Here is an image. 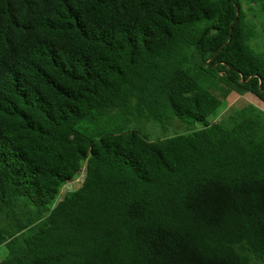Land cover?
Returning <instances> with one entry per match:
<instances>
[{"label":"trees","instance_id":"trees-1","mask_svg":"<svg viewBox=\"0 0 264 264\" xmlns=\"http://www.w3.org/2000/svg\"><path fill=\"white\" fill-rule=\"evenodd\" d=\"M244 5L0 0V264H264V126L208 120L211 80L264 105Z\"/></svg>","mask_w":264,"mask_h":264},{"label":"rangeland","instance_id":"rangeland-1","mask_svg":"<svg viewBox=\"0 0 264 264\" xmlns=\"http://www.w3.org/2000/svg\"><path fill=\"white\" fill-rule=\"evenodd\" d=\"M244 10L248 19L252 20L256 32L257 38L253 41L252 47L256 51H262L264 49V29L259 22L258 7L251 5H244ZM216 81L211 80L207 83L208 87L211 84L210 91L221 101L219 110L213 114L208 120L220 121L225 120L236 112L243 111L249 115L254 121L264 126V105L253 95L245 94L239 95L231 90H226L219 85H215ZM213 89V90H211ZM184 125V126H183ZM179 122H171L166 129L162 130L158 125L149 122L143 125L141 131L150 139H162L164 137H170L175 133H188L191 130L199 129V125L183 124ZM133 126L130 125L129 128ZM81 186L78 180L64 184L58 195L53 201V206L62 201L66 196L76 191ZM7 258V250L4 245H0V262Z\"/></svg>","mask_w":264,"mask_h":264}]
</instances>
